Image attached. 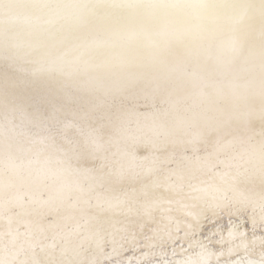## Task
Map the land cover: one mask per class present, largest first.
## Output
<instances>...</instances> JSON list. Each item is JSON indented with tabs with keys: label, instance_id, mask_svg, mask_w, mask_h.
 Here are the masks:
<instances>
[{
	"label": "snow or ice",
	"instance_id": "obj_1",
	"mask_svg": "<svg viewBox=\"0 0 264 264\" xmlns=\"http://www.w3.org/2000/svg\"><path fill=\"white\" fill-rule=\"evenodd\" d=\"M0 264H264V0H0Z\"/></svg>",
	"mask_w": 264,
	"mask_h": 264
},
{
	"label": "bare ground",
	"instance_id": "obj_2",
	"mask_svg": "<svg viewBox=\"0 0 264 264\" xmlns=\"http://www.w3.org/2000/svg\"><path fill=\"white\" fill-rule=\"evenodd\" d=\"M207 3H231L236 2V0H206Z\"/></svg>",
	"mask_w": 264,
	"mask_h": 264
}]
</instances>
